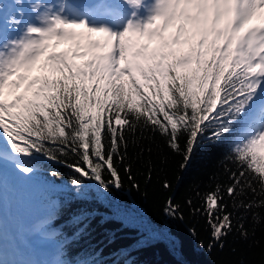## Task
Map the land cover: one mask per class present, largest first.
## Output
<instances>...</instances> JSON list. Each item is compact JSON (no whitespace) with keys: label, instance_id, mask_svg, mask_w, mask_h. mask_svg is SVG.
I'll use <instances>...</instances> for the list:
<instances>
[{"label":"snow or ice","instance_id":"6c2138e0","mask_svg":"<svg viewBox=\"0 0 264 264\" xmlns=\"http://www.w3.org/2000/svg\"><path fill=\"white\" fill-rule=\"evenodd\" d=\"M25 5L34 20H25ZM9 6L0 3V18ZM11 6L7 28L0 24V182L5 170L31 180L41 157L63 164L73 175L67 204L53 208L58 217L73 204L107 199L125 176L139 188L132 165L152 153L138 142L145 132L166 138L183 157L181 170L206 141L224 150L227 181L213 173L212 187L194 193L199 203L189 198L185 206L193 218H205L207 250L223 249L233 231L244 240L257 231L264 238V0H11ZM61 44L69 46L57 50ZM144 166L151 180L154 162ZM48 174L60 176L55 169ZM162 187L172 185L165 180ZM163 212L184 218L171 196ZM95 218L83 207L69 217L81 237ZM54 223L50 213L35 231L51 238ZM161 235L183 250L175 231ZM63 254L58 244V258L47 264H96ZM261 255L264 264V248Z\"/></svg>","mask_w":264,"mask_h":264},{"label":"trees","instance_id":"16d2710c","mask_svg":"<svg viewBox=\"0 0 264 264\" xmlns=\"http://www.w3.org/2000/svg\"><path fill=\"white\" fill-rule=\"evenodd\" d=\"M144 135L146 139L138 142L142 146H150L152 153L150 155L145 152L132 165V174L139 188L134 187L133 182L125 176L122 187L112 188L107 199L101 195L99 202L73 204L58 217L53 211L48 212L46 216L50 213L53 215L56 233L53 237L58 241L50 248L54 258H58L57 247L62 244L64 254L61 258L74 262L88 260L96 261V264H262L264 238L259 231L255 237L247 240L241 239L233 231L226 237L223 249L217 245L209 252L207 244L210 230L205 218H193L185 206V201L189 198L199 203L194 193L197 190L203 193L212 187L215 183L213 173H218L222 181H227L220 159L224 150L210 147L204 141L196 147L188 167L181 170L179 165L183 157L167 147L166 138L151 131ZM181 146H184L183 138ZM137 151L130 146L131 156H135ZM149 159L154 162V166L151 180H146L147 169L144 161ZM53 169L60 176L49 175L48 172ZM37 174L44 181L39 189L42 208L47 210L53 206L54 197L58 202L55 207H59L62 200L67 204L70 198V177L73 175L71 169L41 157ZM165 180L171 183L170 189L165 190L162 187ZM170 196L175 203L181 205L183 220L172 219L164 214L165 201ZM81 207L90 209L96 217L83 237L75 232L69 219L72 212ZM46 216L41 217L40 221ZM233 222L235 224L236 220ZM191 228H195L198 235L192 236L189 231ZM152 229H158V232L153 233ZM169 229L175 231L183 240L182 251L173 250L172 245L161 235L166 234ZM150 236L155 239L149 240ZM201 240L204 247L199 245Z\"/></svg>","mask_w":264,"mask_h":264},{"label":"rangeland","instance_id":"374dc122","mask_svg":"<svg viewBox=\"0 0 264 264\" xmlns=\"http://www.w3.org/2000/svg\"><path fill=\"white\" fill-rule=\"evenodd\" d=\"M3 2L10 5L4 9L2 18H0V24L7 28L4 21L14 14L16 9L11 6V0L0 1V3ZM25 13V19L30 16L33 17L27 5H25ZM6 34L11 35L12 33ZM65 47H68L67 44H62L60 50ZM2 178L9 180L15 188V197H12L6 205L7 212L1 222L6 238L11 242L13 249L23 255L25 264H47L48 261L54 260L50 248L58 241L35 231L41 217L45 216V210L40 205L39 196V189L44 185L42 176L36 174L31 180L21 182L5 170ZM2 191L4 190L2 189ZM53 202L57 204L55 198Z\"/></svg>","mask_w":264,"mask_h":264},{"label":"bare ground","instance_id":"6f19581e","mask_svg":"<svg viewBox=\"0 0 264 264\" xmlns=\"http://www.w3.org/2000/svg\"><path fill=\"white\" fill-rule=\"evenodd\" d=\"M2 189L4 191H2ZM15 188L11 184L9 180H3L0 182V228L2 231V236L0 240L2 241V246L5 248L6 252L8 253V258L11 261L12 264H19L18 262L25 264L26 261H24V257L22 254L19 253V251H15L12 247L11 242L6 238L4 234V227L1 224L7 209L6 205L9 203V200L14 196ZM5 221V220H4ZM4 223V222H3ZM6 224V223H5Z\"/></svg>","mask_w":264,"mask_h":264}]
</instances>
